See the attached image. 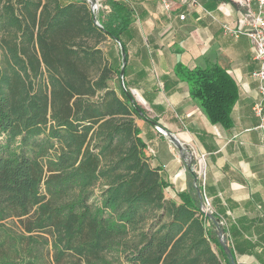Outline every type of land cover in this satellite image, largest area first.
Wrapping results in <instances>:
<instances>
[{"label": "trees", "instance_id": "16d2710c", "mask_svg": "<svg viewBox=\"0 0 264 264\" xmlns=\"http://www.w3.org/2000/svg\"><path fill=\"white\" fill-rule=\"evenodd\" d=\"M111 6L106 19L98 10L100 28L85 0H0V264H110L114 250L125 264H233L189 192L164 198L144 119L129 92L108 86L121 58L99 44L117 38L125 51L131 21L126 2ZM175 70L207 119L230 127L231 75L217 64Z\"/></svg>", "mask_w": 264, "mask_h": 264}, {"label": "crops", "instance_id": "0c3cea01", "mask_svg": "<svg viewBox=\"0 0 264 264\" xmlns=\"http://www.w3.org/2000/svg\"><path fill=\"white\" fill-rule=\"evenodd\" d=\"M168 2L166 9L161 0H126L131 21L122 38L123 80L144 113L175 134L194 160L189 168L168 138L136 119L145 153L166 183L165 199L177 202L179 192L197 188L212 205L230 247L234 243L238 249L236 264H264V121L252 109L264 80L253 76L260 62L248 36H233L222 28L234 26L242 12L226 0H199L195 5ZM103 50L110 58H121L116 41ZM177 64L186 68L217 64L231 75L238 97L230 127L207 119L176 72Z\"/></svg>", "mask_w": 264, "mask_h": 264}, {"label": "built area", "instance_id": "2783aa9c", "mask_svg": "<svg viewBox=\"0 0 264 264\" xmlns=\"http://www.w3.org/2000/svg\"><path fill=\"white\" fill-rule=\"evenodd\" d=\"M126 2V0H120ZM225 1V0H222ZM237 4L241 10V16L237 20L234 26L229 24H223V31L238 36L239 34H245L250 39L254 57L259 60L260 67L253 73V76L260 81L264 80V0H226ZM181 4L195 5L199 3V0H179ZM88 3V2H87ZM164 8H169L168 0H161ZM253 4L256 5V10L253 9ZM180 19L184 18V14L179 15ZM259 100L253 104V111L260 116L264 121V114L261 113V104L264 99V85L259 87ZM264 127V123L261 124ZM206 209H210L207 198H203Z\"/></svg>", "mask_w": 264, "mask_h": 264}, {"label": "water", "instance_id": "95a60500", "mask_svg": "<svg viewBox=\"0 0 264 264\" xmlns=\"http://www.w3.org/2000/svg\"><path fill=\"white\" fill-rule=\"evenodd\" d=\"M89 4L91 13H92V18L94 23L101 28V24L99 23L98 19H97V7L94 5V0H86ZM114 40L117 42V44L119 45V50H120V55H121V68H120V72H119V80H120V85L122 87V89L126 92H129L130 94V102L135 106V110L137 111V113L139 114V116H141L144 120H147L149 122V124L161 135L165 136L166 138H168L173 145L175 146V148L177 149L179 155L181 158H183L187 164V166L190 168L192 166L193 160H194V155L192 154V152L179 140V138L171 133L169 130H167L164 126L160 125L158 122L154 121L152 118H150L149 116H147L141 109V107H139V103L138 100L136 98V96L133 94V92L131 90H129L124 83L123 80V76H124V66H125V51L123 49V46L121 45L120 41L117 38H114ZM196 191V197L198 200V204L201 207L202 210H204V214L210 218L214 220V223L217 226V235L219 237V242L222 246V249L224 250L225 253L228 254L231 262L233 264H235V260L234 257L231 255L230 252V245H229V240L226 236V234L224 233L223 229L220 227V222L218 218H214L212 215V211L209 209L207 210L205 207V204L203 202V198L202 195L200 194L199 190L197 188H195Z\"/></svg>", "mask_w": 264, "mask_h": 264}, {"label": "rangeland", "instance_id": "374dc122", "mask_svg": "<svg viewBox=\"0 0 264 264\" xmlns=\"http://www.w3.org/2000/svg\"><path fill=\"white\" fill-rule=\"evenodd\" d=\"M100 1L101 2L97 8V12H98V10H100L101 15L104 17V19L111 17L112 12H113L112 6H111V0H100ZM89 43L91 44L92 41H90ZM99 45L103 47L105 45V42H102ZM108 86L110 88L118 91L119 86H121V85H120L119 77H117L116 74H113L111 79L108 80ZM101 188H102V186L99 183H96L93 186V188H92L93 196L90 200L91 202H97L98 201ZM190 195L193 199H195L198 202L197 197H196V191L194 189L190 190ZM207 210H209V209H207ZM202 211L204 212V210H202ZM5 223L8 226L12 227L13 229H16L15 225H17V219L16 218H10L8 220H5ZM219 224H220V226H222L221 223H219ZM125 239L129 245L136 244L138 242V237L135 235V232H133V231H129L126 234ZM105 257L110 262V264H125V257L120 251L114 250V251L108 252L105 254ZM50 259H51V257H48L46 263Z\"/></svg>", "mask_w": 264, "mask_h": 264}, {"label": "bare ground", "instance_id": "6f19581e", "mask_svg": "<svg viewBox=\"0 0 264 264\" xmlns=\"http://www.w3.org/2000/svg\"><path fill=\"white\" fill-rule=\"evenodd\" d=\"M100 0H94V5L98 8V6L100 5Z\"/></svg>", "mask_w": 264, "mask_h": 264}]
</instances>
